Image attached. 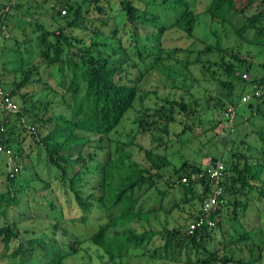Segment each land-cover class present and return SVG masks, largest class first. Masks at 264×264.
Wrapping results in <instances>:
<instances>
[{
    "label": "rangeland",
    "instance_id": "1",
    "mask_svg": "<svg viewBox=\"0 0 264 264\" xmlns=\"http://www.w3.org/2000/svg\"><path fill=\"white\" fill-rule=\"evenodd\" d=\"M55 1L0 0V64H6V70L0 65V87L14 90L12 83L19 78L18 71L10 70L9 60L15 64L20 57L25 68L29 64L36 68L33 81L10 97L16 108L5 115L8 121L4 130L19 149V156L13 161L11 150L0 151V209L8 191L19 202L0 213V226L7 222L17 231L6 250L14 255L1 256L0 241V264H49L60 247L65 253L59 264H112L89 240V235L106 221L104 210L96 202L86 213L77 207L72 191L60 182V171L48 161L40 141L52 127L53 116H69L71 103L70 92H66L67 70L63 67L65 76L60 79L55 67L47 65L38 54L37 37L42 30L55 29L71 18L70 13L60 12L63 17L53 19L50 6ZM145 1L133 3L142 9L146 7ZM208 1L187 0L188 8L197 14L192 37L173 25L179 11L162 5L147 6L165 27L148 45H153L150 51L157 53L163 70L139 65L133 71L131 76L138 78L133 101L108 137L122 142L133 137L158 165L155 169L144 152L130 147L140 166L155 173L154 184L135 203V209L144 216L127 226L137 232L150 231L152 235L118 264H199V257H206L208 264H264V145L259 138L264 109L263 103L256 106L264 100V83H255L264 74V37L258 36L252 27L237 31L245 18L253 14L259 15L257 26L264 28V0H245L243 12L228 13L223 23L208 20L203 12ZM108 6H104V12L111 17L105 25L99 20L100 14L83 5L85 27H67L64 32L78 39L73 48H86L88 53L101 55L125 48L132 57L129 33L133 27L126 22L118 0H109ZM243 63L250 64L251 69L238 66ZM221 81L231 82V90L223 87ZM166 100H182L185 110L171 107ZM79 148L80 145L63 153L71 154L73 159ZM237 156L246 163L260 162L262 171L257 179L246 177L247 185L243 187L235 183L239 191L227 198L237 203L234 207L223 203L219 226L211 219L206 250L196 253L183 249L179 261L167 257L150 259L154 249L164 254L166 238L179 236L177 231L188 226L209 195L201 200L199 182L192 181L189 188H184L179 180L186 182L185 175L191 167L204 169L212 158L235 161ZM92 163L93 160L89 162L90 171L80 173L75 183L87 201L92 200L89 194H99ZM69 168L71 172L83 170L78 164ZM8 172L14 176L11 183L6 180ZM196 176L191 175V179ZM115 230L121 231L116 227L107 232L112 234Z\"/></svg>",
    "mask_w": 264,
    "mask_h": 264
},
{
    "label": "trees",
    "instance_id": "2",
    "mask_svg": "<svg viewBox=\"0 0 264 264\" xmlns=\"http://www.w3.org/2000/svg\"><path fill=\"white\" fill-rule=\"evenodd\" d=\"M118 3L120 10L124 12L126 22L133 27L132 32L129 33L132 42L130 48L132 57L128 56L125 48L112 50L105 55H101L99 52L88 53L86 48L82 50L73 48L78 39L64 32L67 27H85V15L82 13L83 5L89 6L100 14L102 17L100 16L99 20L101 24L105 25L107 19L111 17L104 12V6H108L109 0H56L50 6V9L54 11L53 19L58 20L63 17L60 14L61 10L64 11L63 13H70L71 18L65 19V24L57 25L55 29L42 30L37 37L38 54L41 60L49 66H54L55 73L60 79L65 76L64 68L69 73L66 92H70L71 100L68 107L69 116L64 114L53 116L52 127L40 141L47 153L48 161L60 171L58 176L60 182L67 185L72 191L77 207L86 213L96 202L104 210L106 221L99 224L96 230L89 235V240L107 256L112 264H118L119 260L127 256L130 250L141 247L152 235L150 231L137 232L127 226L133 219L144 216L143 212L135 209V203L142 193L154 184L152 175L155 173L140 166L139 161L133 157L134 152L130 147L136 148L138 152L139 150L144 152L145 157L150 160L151 166L155 169L158 168V165L149 157V152L144 150L133 137L128 142L108 137V134L119 123L133 101L136 90L134 83L138 80V78L131 76L133 71L138 69L139 65H144V69L157 67L159 70H163L157 53L150 51L153 50V45H148L150 41L156 40L155 38L152 40V37L162 33L165 27L159 23L158 15L150 12L147 6L162 5L179 11L173 25L181 29L188 37H192V30L197 20V14L188 8L187 0H146L144 2L146 7L142 9H138L133 0H118ZM245 6V0H209L203 12L210 22L223 23L227 20L228 13H242ZM107 8L110 9L109 6ZM258 18V14L246 17L237 29L238 33L245 27H252L256 34L263 38L264 28L257 26ZM262 43L264 44L263 39ZM62 52H64V57L61 56ZM115 54L118 55L117 59L113 57ZM8 63L11 64L9 68L12 72H19L18 80H14L12 83L14 90L3 88L9 96H13L15 92L33 81L36 68L33 64H29L25 68L20 57L17 58L15 64L11 63V60ZM0 65L6 70L5 62ZM238 66H242L244 70L248 71L251 69L248 63ZM255 83H264V74ZM220 84L227 90L232 88V83L229 81H221ZM166 102L171 107L175 106L181 111L185 110V104L182 100H166ZM260 103H263L264 109V100L261 99L256 106ZM262 115L264 116V110ZM165 116L167 119H171L170 115ZM7 121L5 116L0 124H6ZM139 122L141 121L139 120ZM259 138L264 145V126L259 132ZM13 142L6 130L0 133L1 147L3 150H11L13 161H17L19 149ZM79 145L80 148L75 158L71 159V154L63 153ZM100 151H104V153L100 154ZM240 159L243 158L237 156L235 161L219 159L223 163L218 182L220 194L216 203L209 210V218L213 219L217 226H219V211L223 203L226 201L228 204L231 203L233 207L237 203L235 200L230 201L227 198L228 195L234 196L239 191L235 183H239L243 187L247 185V178L257 179L262 171L263 166L260 162L246 163L243 159L239 164ZM92 160L94 161L92 165L95 166L97 173V185L95 187L99 189V194L97 196H94V193L89 194L92 200L87 201L82 198L81 191L75 188V183L79 181L80 173L90 171L89 162ZM74 164H78L83 170L71 172L68 167ZM208 170L209 165L204 169L191 167L185 175L186 182L179 180V183L184 188H189L192 181L199 182L202 186V200L205 194L211 193L210 186L213 181L208 177ZM193 174H197L194 180L191 179ZM6 180L9 183L14 181L12 173L6 174ZM23 181L25 184L29 182L26 179ZM8 192L9 196L4 200L0 209L1 214L5 213L6 208L19 202L18 197L10 194V191ZM196 216L197 214L192 217V220ZM84 219L85 216H82L81 220ZM54 227L55 225L52 226V228ZM116 227H119L121 231L115 230L112 234L107 232L108 229ZM208 230V227L202 226L189 232L186 226L184 230L177 231L179 236L166 238L163 255L158 253V249H154L149 257L150 259L167 257L173 261H179L183 249H192L196 253H203L206 250L205 240L209 236ZM16 237L17 231L11 224L5 222L0 226L1 256L14 255V252L8 254L6 250L9 248V242ZM64 253L63 247L58 248L57 253L51 257L49 264H59ZM196 259H199V264H208L206 257Z\"/></svg>",
    "mask_w": 264,
    "mask_h": 264
},
{
    "label": "built area",
    "instance_id": "3",
    "mask_svg": "<svg viewBox=\"0 0 264 264\" xmlns=\"http://www.w3.org/2000/svg\"><path fill=\"white\" fill-rule=\"evenodd\" d=\"M64 11L61 10V13ZM11 96L8 95L7 91H4L0 87V121H3V117L8 112L13 111L16 106L12 103V100L10 98ZM4 131V124H0V133ZM3 148L0 145V151H2ZM223 169V163L219 160L214 162L213 169L209 168L208 170V177L212 179L213 181V189L211 190V193L206 198V202H203L199 213L197 214L196 218H194L189 224H188V231H192L193 229L200 228L202 226L210 227L212 225V221L209 218V210L211 206H213L216 203V199L220 194V188L218 187L219 182V176Z\"/></svg>",
    "mask_w": 264,
    "mask_h": 264
},
{
    "label": "water",
    "instance_id": "4",
    "mask_svg": "<svg viewBox=\"0 0 264 264\" xmlns=\"http://www.w3.org/2000/svg\"><path fill=\"white\" fill-rule=\"evenodd\" d=\"M214 161H215V159L212 158L211 161H210V164H209V168H213L214 167Z\"/></svg>",
    "mask_w": 264,
    "mask_h": 264
}]
</instances>
